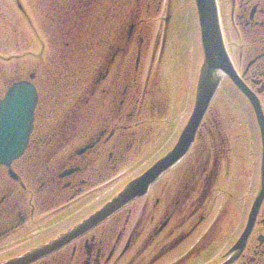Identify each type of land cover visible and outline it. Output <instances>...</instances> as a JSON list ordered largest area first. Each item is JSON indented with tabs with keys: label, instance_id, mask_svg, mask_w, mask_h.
<instances>
[{
	"label": "flooded vegetation",
	"instance_id": "af4514ba",
	"mask_svg": "<svg viewBox=\"0 0 264 264\" xmlns=\"http://www.w3.org/2000/svg\"><path fill=\"white\" fill-rule=\"evenodd\" d=\"M217 1L230 60L237 76L256 96L264 111V0ZM114 2L96 0L95 4L98 8L103 7L104 14H107L108 9H116L110 6V3ZM100 3L104 5H99ZM109 14L111 19L104 20L103 24H116L117 15L113 16L115 14L113 12ZM100 19H97L99 23ZM136 28L137 25L132 22L122 45H118L120 39L117 40L118 43L114 42L116 37L106 38L105 44L108 49L102 54L99 53L104 68L102 72L101 70L97 72L98 77L91 85L89 97L84 95L82 98L81 111L84 110L83 104L88 106L84 117L80 112L86 129L77 143H75L77 134L74 132H77L75 127L78 123L72 121V117L68 115L64 116L61 122L56 120L58 116L59 118L62 116V112H58L57 105L54 106L52 100L55 103L61 100L62 105H65V102L67 104L69 89L73 88L74 91L82 93L87 75L80 71L79 64H75L74 68L68 63L74 57L71 53L66 62L71 80L63 76L58 83L55 79L52 91L55 94L54 98L49 95L51 100L49 101L47 97L43 102L39 89L40 71L43 67L34 66L32 83L38 89L40 97L29 143L23 155L15 160L10 168H0V237L4 234L7 236L17 234L23 227L22 232L18 234L26 235L20 240L26 245L22 249L8 253L9 256H2L1 261L20 255L54 236L56 238L58 234L65 233L94 213L112 197L114 192L104 199L100 198V193L106 186H111L115 182L117 168L125 162L128 155L131 152L140 154L147 151L146 145L153 140L150 133L136 135L133 131L127 133L126 126H121V129L118 127L121 120L130 125L128 121L137 116L135 111L139 104V92L137 91L135 96L129 83L121 85L122 78L131 79L133 75V71L129 69L130 61L127 60V55L134 41ZM112 34L111 32L109 35ZM138 42L140 44L142 39ZM141 56L142 53L138 49L135 81L136 77L139 78L143 74H139L140 68L143 67ZM106 82L108 85H105ZM225 86L227 87L225 90L234 95L235 99L249 104L247 98L230 79H226ZM155 100V92L151 94L145 91L141 102L143 108L141 116L145 114L154 116V113L163 112L165 115L169 114L168 98L165 99L164 107L157 105ZM102 105L107 107L99 108ZM89 110L91 113H88ZM125 110H128V113L126 118H123ZM211 114L212 112L208 114L205 121L210 119ZM205 121L199 128L191 151L173 169L180 177L188 175L195 179V182L191 180L190 191L187 187L185 190L188 192L180 194L183 195L182 198L178 196L173 205L165 200L167 205L165 211L161 209L162 212L158 215H148L147 202L141 200L148 197L152 187L146 196L133 201L111 218L72 239L49 257L39 259L33 264H264V199L245 238L254 202L263 185L260 132L257 128L249 130L248 146L252 147L251 153L242 156L236 154L237 159L250 163L249 170L244 171L241 182L243 189L246 187L249 189V194L245 201L241 199L240 207L237 206L236 200L233 205L236 207V213L232 211V216L224 219L227 193L220 192L218 197H214L212 187L221 180L224 165L232 158L233 144L231 145V137L221 132L223 130L218 126L217 116L210 120L209 125ZM172 122V120L162 122L163 125H169L166 131L163 127L164 133L174 126ZM220 124L224 127L223 122ZM136 126H139V122ZM163 129L159 128V132ZM164 133H160V136L157 133L161 143L164 140L161 137ZM237 137L239 139V136ZM156 141L157 139L153 140L151 146ZM236 143H241L242 147L246 148L241 140L235 141L234 145ZM60 151L64 155L57 159ZM191 159L192 161L195 159L201 165L206 163L204 171H208V176L204 182L196 180L197 167L195 164L188 165ZM186 160L184 167L181 164ZM188 176L186 178L190 180ZM35 183L39 184L41 189L32 196V185ZM52 185L57 186L55 194ZM200 185L202 190L205 189L203 194L199 192ZM46 187L48 193L51 191L52 193L40 194L45 192ZM196 189L200 194L198 198ZM220 196L223 198L220 199ZM229 197L234 199L233 194H229ZM190 199L194 205L193 212L185 209V203ZM39 203L43 206L35 209ZM53 204L56 205L54 209L51 208ZM160 205L162 203L157 200L156 210ZM36 212L39 215L41 212L45 213L38 219ZM178 214H183L180 221L175 218L179 217ZM212 214L213 220L205 225L207 218ZM35 221L40 223V229L36 234L33 233L35 228L32 229V226L36 225ZM42 223H47L48 227L54 223V226L57 225L60 229H56L54 234L53 225L46 228Z\"/></svg>",
	"mask_w": 264,
	"mask_h": 264
},
{
	"label": "rangeland",
	"instance_id": "374dc122",
	"mask_svg": "<svg viewBox=\"0 0 264 264\" xmlns=\"http://www.w3.org/2000/svg\"><path fill=\"white\" fill-rule=\"evenodd\" d=\"M21 1L26 10L25 15L17 10L14 0H0V81L7 77H13L16 74L15 70L22 72L17 73L20 77H28L32 74V69L35 65L42 66L43 69L40 71V94L43 96V102L47 97L50 101L51 98H49V95L53 96L52 99L55 95L54 92H52L55 87V79L59 83L63 76L68 78V80L72 78L69 75L70 71H68L66 67L68 55L72 53L74 57L69 60L68 63L74 68L75 64H79L81 68L80 71H84L82 72L83 75H87V81L85 82L82 93L74 91L73 88L69 89L67 104L65 102V105H62L61 100L57 103L52 100V104L54 106L57 105L59 113L62 112V116L60 118L58 116L56 120L61 122L64 116L68 115L72 117V121L78 123V126L75 127L77 132H74L77 134L75 143L78 142V138L82 137L83 131L86 129L85 124L82 122L84 121L83 114L88 106L83 104L84 110L81 111L82 98L84 95L89 97L92 89L91 85H93L98 77L97 72L99 70L102 72L104 68L103 62L99 59V53L102 54L103 51L108 49L105 44L106 38L116 37L114 42L118 43L117 40L120 39L118 45H122L125 43V36L126 33H128L130 24L133 22L137 25L134 41L127 55V60L130 61L129 69L133 71V75L131 79L122 78L121 83V85H124L126 82V84L129 83L135 96L136 92H139V104L135 111L137 116L128 121L130 125H126L124 120H121L118 127L121 129V126H126L128 127L126 130L127 133L133 131L136 135H143L148 132L150 133V138L153 140L157 139V141L152 146L151 142L153 140L146 145L148 147L147 151L145 150L140 154L131 152L128 155L125 162L117 168L115 182L111 186H106L100 193V198L104 199L114 190L121 189L128 180L137 174V172L163 155L167 150V144H169L173 138L172 134L174 136L177 134L179 135L178 131L182 130L185 124L182 123L189 117L191 111L188 109L191 102L190 85L195 69L200 64L199 28L194 0H111L115 2L110 3V6L116 9H108L107 14H104L103 7L99 6L98 8L96 6V0ZM99 5L104 4L100 3ZM110 12L115 13L114 15L112 14L113 16L117 15L116 24H103L104 20L108 21L111 19ZM98 18H101L100 23L97 20ZM111 32L113 33L112 36L109 35ZM140 39H142V42L139 44L138 40L140 41ZM164 41L165 47L162 49ZM138 49H140L142 53L141 65H143V67L140 68L139 74H143L139 78L136 77L135 81ZM164 76H166V79ZM162 81H164L165 84H162ZM168 82H171L175 89L173 91L175 94L172 96L170 93H172L173 87L170 89ZM105 85H108V83L106 82ZM225 87L226 86H224L219 96H217L216 101L212 104L211 112L213 115L211 114L210 119L205 122L209 125L210 120L217 116L219 119L218 126L221 127L224 132L219 130L223 134L228 135L229 138L231 137V145L233 144L231 147L232 158L227 165H224L221 180L212 187V194L214 197H218L220 192L227 193L226 208L223 217L227 219L232 216V211L236 213V207H233L235 201L238 200L237 206L240 207L241 199L243 198L245 201L248 197L247 194H249V189L247 187L243 189L241 182L244 171L249 170L250 163L249 161L237 159L236 154L242 156L243 154L248 155L251 153L252 147L251 145L248 146L250 143L248 132L249 130L253 131L254 123L249 106L235 99L234 95L229 94L225 90L227 89V87ZM145 91H149L151 94L155 92L156 100L154 102L157 105L159 104L160 107L165 106V99L168 98L169 114L165 115L163 112L161 114L154 113V116L150 114L141 116L143 113L141 102ZM165 93L168 94L166 98ZM105 107L103 105L99 106V108ZM148 110L150 111L149 108ZM127 111L128 110H125L123 112V118H126ZM80 112H82L83 116L81 118ZM88 113H91V111L89 110ZM171 119L174 127H170V129L161 136L164 138L161 143L159 137L160 133L164 132L163 127L166 130L169 126L163 125L162 122ZM138 122L139 126H136ZM220 122H223L225 129ZM159 128L163 129V131L159 132ZM174 131L178 133H173ZM168 132L169 136L166 137ZM157 133H159V136H157ZM202 133H204V131ZM237 136H239V139ZM238 140H241L246 148H243L241 143H236L234 145V142ZM160 144H162V146H159ZM243 150H245V152H243ZM63 155V152L60 151L57 154V159L62 158ZM187 160L181 165L184 166ZM190 164H195L197 167L196 173L198 174L196 180L200 181V183L204 182L208 176V171H204L206 163L204 162L201 165V163H198L195 159H193V161L191 159L188 165ZM175 173L176 170H173L160 181H157L153 185L152 191L148 197L141 200L144 203L147 202L146 214H160L162 212L161 209L163 211L167 209L166 202H164L165 200H167L170 205H173L180 194L188 192L185 190L187 187L190 191L191 180L193 178L191 179L188 175L183 178L177 175L178 173ZM187 176L190 180H187ZM246 176H248V174ZM192 182H195V179H193ZM38 183L40 184L41 182ZM39 184L35 183L32 185V196L37 193L38 189H41ZM56 187V185H52L53 194L56 193L54 192ZM201 187L202 185H200L199 192L203 194L205 189L202 190ZM47 193L48 189L46 187L45 192L43 191L40 194L47 195ZM49 193H52V191ZM200 194L196 189L197 198ZM229 194H233L234 199L230 198ZM181 196L180 198H182ZM222 198L223 197L220 196V199ZM191 199L185 203V209L189 212L194 211V205ZM157 200H160V203H162L158 210H156ZM216 201L221 203L219 200ZM142 202H140V204ZM42 206L43 205L39 203L35 206V209H40ZM54 206L56 205L53 204L51 208L54 209ZM44 213L45 212H41L39 215V213L36 212V216L38 215V219H41ZM178 216L179 217L175 216V218L180 221L183 214H178ZM213 217L214 214L208 217L205 225H207L210 220H213ZM32 221H34L33 216ZM35 223L36 225L32 226V229L35 228L34 234L40 229V223L37 221H35ZM52 225L54 226V223L50 224L49 227L51 228ZM43 226L49 228L47 223H44ZM62 226L65 227L66 224H62ZM52 228V231L60 229L57 225ZM23 229L22 227L20 229L21 231L19 230L18 233L22 232ZM18 233H12L8 236L4 234L0 237L2 238L0 239L1 259L3 253H12L14 250L25 247L26 243L20 240L26 235ZM39 259L42 260L43 258H38V261Z\"/></svg>",
	"mask_w": 264,
	"mask_h": 264
},
{
	"label": "water",
	"instance_id": "95a60500",
	"mask_svg": "<svg viewBox=\"0 0 264 264\" xmlns=\"http://www.w3.org/2000/svg\"><path fill=\"white\" fill-rule=\"evenodd\" d=\"M195 1L201 29L204 62L199 75L193 113L178 144L170 153L154 164L143 175L129 183L112 201L104 205L95 214L71 230L69 232L70 237L88 231L93 226L122 209L135 198L144 195L152 183L185 155L200 121L204 117L210 102L225 76H230L234 79L235 83L246 92L239 80L235 78L231 70V64L226 55L216 0ZM251 100L256 110L264 137V120L261 117V109L254 99ZM35 104L36 94L32 85L29 83H19L15 85L9 91L5 101L0 104V165L9 164L22 153L32 128V117ZM68 239L69 238L64 235L52 241L49 245L37 249L24 259L11 260L6 264H27L31 262L32 259L38 257V255L48 254L57 250L66 243Z\"/></svg>",
	"mask_w": 264,
	"mask_h": 264
}]
</instances>
